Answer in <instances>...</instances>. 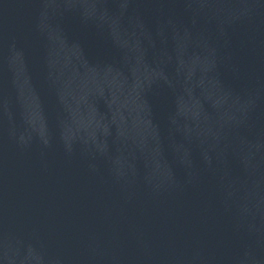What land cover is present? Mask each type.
Listing matches in <instances>:
<instances>
[{"label": "water", "instance_id": "1", "mask_svg": "<svg viewBox=\"0 0 264 264\" xmlns=\"http://www.w3.org/2000/svg\"><path fill=\"white\" fill-rule=\"evenodd\" d=\"M0 264H264L205 0H0Z\"/></svg>", "mask_w": 264, "mask_h": 264}]
</instances>
